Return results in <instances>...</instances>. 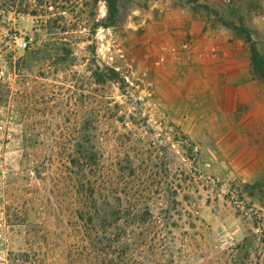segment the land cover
<instances>
[{
  "label": "rangeland",
  "instance_id": "374dc122",
  "mask_svg": "<svg viewBox=\"0 0 264 264\" xmlns=\"http://www.w3.org/2000/svg\"><path fill=\"white\" fill-rule=\"evenodd\" d=\"M259 1L116 0L111 17L105 0H0V264H86L92 233L68 159L80 138L97 145L102 178L134 171L139 181L120 187L152 189L141 204L174 264H264V197L242 187L264 188ZM219 51L240 60L213 71ZM237 66L251 75L231 86ZM250 233L246 263L237 249ZM147 250L135 259L148 264Z\"/></svg>",
  "mask_w": 264,
  "mask_h": 264
},
{
  "label": "trees",
  "instance_id": "16d2710c",
  "mask_svg": "<svg viewBox=\"0 0 264 264\" xmlns=\"http://www.w3.org/2000/svg\"><path fill=\"white\" fill-rule=\"evenodd\" d=\"M105 3L107 12L111 17L117 14L116 0H105ZM239 31L244 35L245 41L251 44L248 33L242 29ZM251 52L254 54L253 47ZM92 77L96 82H102L106 79L102 73L97 71L92 72ZM79 142L78 152L75 156H68V159H70L69 164L79 170L78 173L81 177L78 192L81 200H84L83 208L85 210L79 214L78 218L86 224L85 231L92 233L88 236L91 248L88 249L89 253L85 263L146 264L135 259L136 253L134 252L137 246L142 251V246L146 245V249H148L146 253L150 255L145 258L149 262L148 264H174L171 245L167 243L164 236H160L162 230H159V232L155 230L152 233L153 229L158 227L157 222L160 223V221L152 215L147 206L141 204L143 195L152 194V189L148 188L142 191L137 188L122 189L120 185L125 184L127 179L134 182L139 181V174L134 171L125 175L122 170H118V174L112 170L110 172L111 177L102 178V156L97 145L93 144L87 148L83 138H80ZM87 171H90L92 178L87 179ZM242 187L248 198H253L256 191L259 199H263L264 188L260 184H244ZM177 188L178 186H174L164 190L172 203L176 201ZM235 197L239 196L234 193L228 195L230 203L234 206L237 203L233 200ZM163 225L167 227L169 225L168 220ZM262 226L264 227L262 220L258 219L255 228L261 232L260 240H258L264 245V229ZM135 229H138V234H136ZM151 233L152 237H150ZM135 235L139 238L138 243H136ZM256 236L250 233L244 239L242 247L237 249L240 252L239 256L242 255L240 259L246 263L249 252L256 242ZM257 257L259 261L260 256Z\"/></svg>",
  "mask_w": 264,
  "mask_h": 264
},
{
  "label": "crops",
  "instance_id": "0c3cea01",
  "mask_svg": "<svg viewBox=\"0 0 264 264\" xmlns=\"http://www.w3.org/2000/svg\"><path fill=\"white\" fill-rule=\"evenodd\" d=\"M259 3L263 4L261 1H259ZM261 8L262 9L259 12H262L264 14V4L261 5ZM259 17L260 16L253 17V21L259 19ZM263 26H264V22H263ZM225 33L228 34L227 31ZM221 34L222 32L221 33L219 32V36ZM219 36L214 37V40H212L214 43L213 46H219V48L221 49H224L225 47H233V44H231V42L229 41L231 37L223 36V38H220ZM226 57L233 62H239L240 60L238 53L232 52L228 54V53L219 51L218 54L216 55V59H214L211 63L214 68L213 71H219L221 69L219 65L221 64L222 60H225ZM245 74H247V76L251 75L249 69L245 67L243 68V67L237 66L232 71H229L226 74H224V76L229 78V81H227V84H230L231 86H233V84L239 82L240 80L238 79L245 76ZM257 83L258 82L254 80V81H251L249 85L252 86L256 90Z\"/></svg>",
  "mask_w": 264,
  "mask_h": 264
}]
</instances>
